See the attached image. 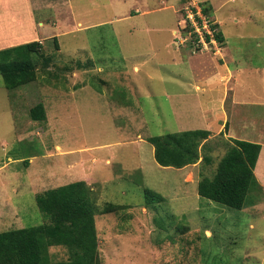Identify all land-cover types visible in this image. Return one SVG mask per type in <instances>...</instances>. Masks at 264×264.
Instances as JSON below:
<instances>
[{
    "label": "rangeland",
    "instance_id": "374dc122",
    "mask_svg": "<svg viewBox=\"0 0 264 264\" xmlns=\"http://www.w3.org/2000/svg\"><path fill=\"white\" fill-rule=\"evenodd\" d=\"M56 2L33 8L49 67L15 89L0 75V231L41 223L35 194L83 180L98 210L127 206L95 215L102 264H264L262 186L241 209L197 194L231 144L219 131L225 91L216 70L232 73L240 113L253 118L240 124L243 137L264 143V0H72L73 13L59 17ZM201 2L223 41L200 50L184 14ZM38 102L43 121L30 117ZM189 129L210 131L209 163L160 166L146 137ZM145 187L165 200L145 205ZM49 252L68 255L63 246Z\"/></svg>",
    "mask_w": 264,
    "mask_h": 264
},
{
    "label": "trees",
    "instance_id": "16d2710c",
    "mask_svg": "<svg viewBox=\"0 0 264 264\" xmlns=\"http://www.w3.org/2000/svg\"><path fill=\"white\" fill-rule=\"evenodd\" d=\"M201 12L209 18V7L201 2ZM214 37L223 41L222 33L212 24ZM208 39V37H207ZM58 48L56 37H53ZM41 43L30 41L0 50V75L7 89L32 82L36 78L37 57ZM35 54L36 60L30 58ZM234 105L230 108L221 134L229 135L225 153L219 159L211 176H202L197 182V194L209 201L241 209L249 191L260 185L254 174V167L261 148L259 140L241 139L240 124L251 125L252 118L245 120L240 110L246 108ZM32 120L46 119L42 102L30 108ZM239 138L230 135L231 131ZM210 131L189 129L146 137L153 146L155 161L163 167L181 168L194 164L199 159L209 163L206 153ZM145 205L163 202L164 197L147 187L143 189ZM43 221L37 225L0 231V264H102L99 258V238L95 226V215L113 212L127 206L107 202L98 210L91 196L89 185L83 180L45 189L35 194ZM51 246H63L67 250L65 259H54L49 252Z\"/></svg>",
    "mask_w": 264,
    "mask_h": 264
},
{
    "label": "crops",
    "instance_id": "0c3cea01",
    "mask_svg": "<svg viewBox=\"0 0 264 264\" xmlns=\"http://www.w3.org/2000/svg\"><path fill=\"white\" fill-rule=\"evenodd\" d=\"M36 1L37 0L34 1L33 0H0V50L4 48L16 46L18 44L27 43L30 41H38L42 43L43 40H41V38L38 37L36 31L38 30L37 26L44 27V23L38 16V14L35 15L34 13L33 8L36 4ZM58 1H59L58 3L56 2L57 5H55V6H59L57 11V17H59V15L63 13L66 14L67 11L69 14L73 13L74 7H72V0H58ZM76 6L79 8V5ZM86 9L87 8L77 9L76 11H74V14H79L81 11ZM61 10L62 13L60 14ZM57 23L58 21L57 22L52 21L51 24H53L54 27L57 28ZM50 37L53 39L54 35H50L49 38ZM42 49L43 47L40 49L39 62L35 66L36 78H37L38 68L46 69L47 67H49V65H47L48 57L50 56L48 54L49 52L47 51L44 52ZM56 51H59V46L56 49ZM88 65L90 66V62H88ZM90 69L91 68H76L73 71V74L75 75L77 71H79L80 73H82V71L87 72ZM225 72H226L225 69H223L221 73L216 70L217 75H219L220 82H223V88L225 91L224 95H222V97L220 98V102H221L220 108L223 113L222 114L223 121L220 123L219 131L223 130L224 123L229 117L228 109L230 110V108H233L234 105L243 104L236 101V98H234L233 96V89H230V87L228 86L229 85L228 82H230L234 76L232 77V73L230 71H227L226 73ZM78 85L79 83H76V85L74 84L73 87L76 88L78 87ZM227 87L229 88L227 89ZM228 95H230V98L228 97ZM244 119L248 120L250 118L244 117ZM227 136L229 137V135ZM243 136L244 135L242 134L240 138L246 140L252 139V138L248 139L247 137H243ZM258 142L261 143V148L254 167V174L256 176L259 185H261L262 188L264 189V172H262L259 168L260 163L264 161V143L262 141H258Z\"/></svg>",
    "mask_w": 264,
    "mask_h": 264
},
{
    "label": "built area",
    "instance_id": "2783aa9c",
    "mask_svg": "<svg viewBox=\"0 0 264 264\" xmlns=\"http://www.w3.org/2000/svg\"><path fill=\"white\" fill-rule=\"evenodd\" d=\"M201 13V14H200ZM184 20L190 25L191 32L193 33V43L194 48L198 49H206L208 45L215 44L218 45L217 40L214 37V30L212 28V24L204 14H202L201 10L196 12V8L193 10H187L184 14ZM208 37V39H207ZM178 39V37H177ZM186 41L182 37L178 42L184 43Z\"/></svg>",
    "mask_w": 264,
    "mask_h": 264
}]
</instances>
